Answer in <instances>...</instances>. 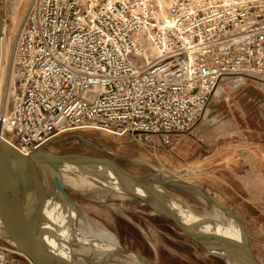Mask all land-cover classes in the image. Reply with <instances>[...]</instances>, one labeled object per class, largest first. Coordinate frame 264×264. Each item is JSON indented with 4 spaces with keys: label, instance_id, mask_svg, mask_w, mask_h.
I'll list each match as a JSON object with an SVG mask.
<instances>
[{
    "label": "built area",
    "instance_id": "obj_1",
    "mask_svg": "<svg viewBox=\"0 0 264 264\" xmlns=\"http://www.w3.org/2000/svg\"><path fill=\"white\" fill-rule=\"evenodd\" d=\"M5 40L0 138L23 154L86 129L171 145L225 79L264 91V0H28Z\"/></svg>",
    "mask_w": 264,
    "mask_h": 264
},
{
    "label": "rangeland",
    "instance_id": "obj_2",
    "mask_svg": "<svg viewBox=\"0 0 264 264\" xmlns=\"http://www.w3.org/2000/svg\"><path fill=\"white\" fill-rule=\"evenodd\" d=\"M0 3L4 16L1 33H5L7 40L19 26L28 0H21V15L16 24L12 14L17 0H0ZM227 82L225 79L220 83L216 95ZM230 83L241 86H236L238 84L234 81ZM213 106L209 105L205 118H211L213 113L219 115L218 118L209 122L202 118L194 127L203 125L206 138L195 136L176 147L161 145L153 148L129 137H114L90 129L67 132L47 146L54 153L113 158L137 174L161 171L204 187L242 219L258 264H264V141H261L264 140V125L244 122L234 110L238 119L227 121L224 108L228 106L218 103L217 109L209 114ZM239 110L244 113L241 107ZM249 125L254 126L253 129L248 128ZM193 130L185 135H193ZM208 157L201 161V158ZM71 175L75 176L76 172ZM67 189L76 207L67 203L66 206L76 222L100 237H112L137 264H227L208 254L171 220L153 212L136 198L129 196L113 200L100 186L93 190ZM170 191L198 215L210 210L208 203L197 194L178 188ZM0 241L9 242L1 236ZM17 258L18 264H31L23 255H17Z\"/></svg>",
    "mask_w": 264,
    "mask_h": 264
},
{
    "label": "water",
    "instance_id": "obj_3",
    "mask_svg": "<svg viewBox=\"0 0 264 264\" xmlns=\"http://www.w3.org/2000/svg\"><path fill=\"white\" fill-rule=\"evenodd\" d=\"M3 24L0 3V35ZM66 169L72 173L103 170L115 191L140 200L153 212L171 220L208 254L227 264H258L248 229L242 219L226 203L198 184L161 171L137 174L109 157L84 153H51L42 149L23 154L0 139L2 223L6 235L17 243V247L34 264H71L70 255L63 246L60 249L50 239L47 228L58 234V226L48 223L46 212L56 202L61 204V209H65L66 203L76 207L67 187L58 179L59 173ZM165 188L189 191L210 203H217L240 225L243 238L238 241L224 236L208 218L198 215L170 193L164 194Z\"/></svg>",
    "mask_w": 264,
    "mask_h": 264
},
{
    "label": "bare ground",
    "instance_id": "obj_4",
    "mask_svg": "<svg viewBox=\"0 0 264 264\" xmlns=\"http://www.w3.org/2000/svg\"><path fill=\"white\" fill-rule=\"evenodd\" d=\"M20 5L21 0H17V3L13 8L12 18L15 24L19 21V17L21 15ZM25 7L27 8V6ZM23 17L24 15L22 16V18ZM11 32L12 31L10 30V33ZM12 35L10 34L8 39L4 41V45L7 51L10 49ZM8 54L6 53V58ZM4 60L5 58L2 59L0 66V94L2 93V85L6 81V66ZM49 143H51V141ZM49 143L47 145H49ZM47 145L42 150L45 152L54 153L48 148ZM117 154L118 153H116V155ZM68 169H70V165H68ZM58 179L67 188L71 187L75 190L88 188L90 190H93L97 186L103 187L106 191H108L109 198L113 200H123L124 198L129 197L123 193L115 191L111 187L112 183L108 178H106L103 170H85L76 172V175L72 176L71 172L66 169L59 173ZM170 189L172 188H165V192L167 193H163L166 195H169L170 193L172 196L174 193L172 194ZM199 197L202 200L206 201L210 207V210H208L201 216L212 221L217 226V230L220 231L224 236L226 235L227 237H232L238 241L243 238V231L240 225L237 224L234 219H232L231 216L220 205L215 202L210 203L203 197ZM64 208L65 209H61V204L56 202L55 204L50 205L49 210L46 209V212L48 214V223H50L51 226L52 224L58 226V234L53 233V231L49 227L47 228V230L53 244L55 246H60V249H62L61 246H63V248L66 250V253L70 255L71 264H137L135 260H133L132 256L128 252H126V250L122 248L119 243H116V241L112 237H100L94 232L82 228L78 222H74V220L76 219L73 215L70 214L66 204ZM0 236L7 239L14 246H17V243L5 233L1 213Z\"/></svg>",
    "mask_w": 264,
    "mask_h": 264
},
{
    "label": "crops",
    "instance_id": "obj_5",
    "mask_svg": "<svg viewBox=\"0 0 264 264\" xmlns=\"http://www.w3.org/2000/svg\"><path fill=\"white\" fill-rule=\"evenodd\" d=\"M230 82L231 81H228L227 84H224L222 86V91H219V93H217L218 95H216L215 93V95L213 96L210 105L215 106L210 109L211 111L209 114L213 113L214 110L217 109L216 106L218 105V103L222 102L224 105L228 106V108H224L227 121H234L235 119L239 118L240 120L247 123H258L259 126L260 123H262L264 125V91L260 88L258 82L251 79L244 85H241L239 87H235ZM239 107L243 109V114L240 113ZM233 110L238 115V118L234 116ZM218 116L219 115L213 113V115H211V118L205 119L207 122H209L211 120L217 119ZM253 127L254 126L251 125L248 126V128L250 129H253ZM192 134L193 135L191 136H181L170 146L176 147L181 144H186L192 139V137L194 138L195 136H197L199 139L206 138L207 136V134L205 133V127L203 125L194 128ZM262 144L264 145V142ZM206 159H209V157L201 158V161H204Z\"/></svg>",
    "mask_w": 264,
    "mask_h": 264
},
{
    "label": "flooded vegetation",
    "instance_id": "obj_6",
    "mask_svg": "<svg viewBox=\"0 0 264 264\" xmlns=\"http://www.w3.org/2000/svg\"><path fill=\"white\" fill-rule=\"evenodd\" d=\"M113 155V154H112ZM115 157V156H114Z\"/></svg>",
    "mask_w": 264,
    "mask_h": 264
}]
</instances>
